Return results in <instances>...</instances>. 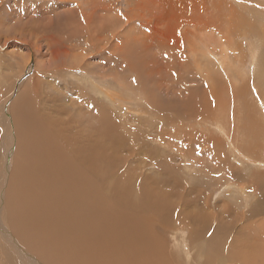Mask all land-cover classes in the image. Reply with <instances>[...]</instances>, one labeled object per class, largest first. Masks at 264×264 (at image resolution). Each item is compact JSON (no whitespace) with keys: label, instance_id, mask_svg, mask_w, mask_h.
<instances>
[{"label":"rangeland","instance_id":"374dc122","mask_svg":"<svg viewBox=\"0 0 264 264\" xmlns=\"http://www.w3.org/2000/svg\"><path fill=\"white\" fill-rule=\"evenodd\" d=\"M98 38L104 43L99 49ZM126 61L134 62L135 68L142 66L141 75L124 73ZM70 62L75 68L62 69ZM21 94L33 97V107H45L49 115V105L39 100L47 99L57 110L52 114L66 125L58 128L74 130L76 138L80 131L88 140L96 137L93 141L101 146L95 151L108 154L103 157L111 159H105L109 164L127 160L115 167L109 191L114 188L112 180L123 173L135 184L139 181L137 190L148 189L137 196L151 192L149 199L151 203L157 199L158 206L166 202L164 195L180 196L167 201L173 202L172 210L164 202L169 212L164 213L163 207V213L174 219L172 226L155 221L153 229L172 245L177 242L168 230L180 236L189 257L185 264H249L246 258L255 254L256 247L257 264H264V241L259 229L253 228L264 223L262 215L245 217L264 194V0H0V189L5 195L21 168L20 147L26 146L27 137L18 135L14 116V103ZM171 99L189 103L188 108L177 113ZM99 117L106 126L100 128ZM73 119L93 124L96 131L86 126L93 135L85 132V124L75 126ZM111 145L125 146L120 157L111 153ZM111 155L120 159L112 161ZM121 164L128 167L123 172ZM232 169L239 170L243 181L230 177ZM155 185L163 188L156 195ZM170 186L180 191L172 188L170 194ZM241 199L247 200L242 208ZM4 205H0V252L7 254L0 264H11L14 247L6 249L11 245L2 242L10 229ZM235 214L244 218H233ZM233 254L246 257L234 261ZM19 260L21 264L20 255Z\"/></svg>","mask_w":264,"mask_h":264},{"label":"bare ground","instance_id":"6f19581e","mask_svg":"<svg viewBox=\"0 0 264 264\" xmlns=\"http://www.w3.org/2000/svg\"><path fill=\"white\" fill-rule=\"evenodd\" d=\"M99 38L97 39L98 49L103 47V44H104L102 43V41H100ZM101 38L105 40V37L101 36ZM69 68L70 69L75 68L72 66L71 62L69 66L63 67L62 69L67 70ZM142 69H143L142 66L139 65L135 68L134 62L132 63V62L126 61L124 73L128 75H134V77H136L137 75L138 76L141 75ZM29 91L30 89L26 88L25 92L28 93ZM196 96L197 95L195 96L192 95L190 96L189 99H192V100L195 99L196 101L198 100ZM53 98L54 97H50L51 100ZM39 100L41 104L49 105L48 106L49 111H50L49 115L46 114L47 109L45 107L39 106L41 109L34 108L33 104L36 102V100H34L33 97H28L25 94H21L16 100V102L14 103V116H15V122L17 126L18 135L20 137H23L24 135H26L27 139H26V146L23 147L21 145L20 150H19L21 168L16 173L13 174L12 183H11L12 185H10V187L8 188L6 195L4 194V191H3L4 189L3 188L0 189V201L2 202L0 203V205L5 204L4 205L5 208L3 207V214L5 213L6 216L4 215L5 216L4 218H7V222L10 228L8 231L4 230V231H7L8 235H5V236H8V238L7 239L3 238L4 240L2 239L1 240L2 242L4 241L3 245L4 243L11 245L9 246V248H6V249H10L12 245L14 247L12 251L14 253L13 254L14 256L12 255L13 257H10L9 263L12 262L11 264H20V260H19V255H20L21 264H33V263L34 264H177L178 262L180 264H185L184 260L186 258L189 259V257L186 256L187 252H185L184 250L185 246L184 248L182 246L183 241L180 238V236H177L175 235L174 232H170V230H168V232L171 233L170 235L175 236V237L173 236L175 238V243L176 242L178 243V244L176 243L175 245L172 242L174 244L172 245V244H169L164 239H161L163 236L159 235V233L155 232L153 229V224L156 223L155 221H157V224L160 221H162L163 223H169L170 226H172V224L170 223L171 220L174 221L171 215L170 216L164 215V213L167 214L169 212V211L167 212L166 209L168 208H166L165 207L166 205H164V202H165L164 199H163L164 200L163 203H160V205L158 206L156 203L157 199L155 198H158L159 195L158 197L155 196L154 198L155 201H153V203H151L149 199V195H148L151 192L145 194L144 196L141 194L140 196H137L139 193L143 194L145 192H148L147 191L148 189L146 188L147 190L145 192H143L144 190H142L143 187L141 188V190L139 189L137 190L138 188L137 186L139 185V183L137 184V182L139 181H136V184H137L136 185L134 182L135 180H133V178L127 177L128 175H123V173H122L121 178L112 180L114 182L112 186L114 187L113 190L111 191H109L110 189L108 190L109 188L108 186L110 183L109 181L110 177L113 174H115L116 171L120 167V165L118 167V163L120 164V160H126L124 158L123 159L118 158L120 157L118 153L122 152V149H124L125 146L124 148H122L121 145H120V148L118 146L115 147L112 145L108 147V148H111V151H112L111 153H115L114 156L116 154L119 155L117 158H115L116 156L114 157L111 155L113 157L112 161L113 159L114 160L120 159L118 162L116 163L114 162V164L113 162L109 164L110 162L108 161H110L111 159L109 160L106 157L108 161L105 160L106 158L104 157L106 154L102 155L99 152L95 151L97 149V148L95 149V146L96 147L101 146L100 144L93 141L96 137H94L93 140H91L90 138L88 140L86 139L85 135L80 131L81 137L76 138L72 135V132L74 130L72 129L62 130L58 128V127L63 128L64 122L63 123L59 122L56 119V116L52 114V113L56 114L57 110L51 107L47 99L41 97ZM179 101L173 100L171 101L170 104L174 103L172 105L173 107L172 109H175L177 113L182 114L183 109L185 110L186 107L188 108L187 105L189 103L186 104L185 102L181 103ZM190 104L192 105V103ZM195 105L192 107H195ZM158 109L163 110L164 108L161 107L160 105V108ZM60 110L62 112L65 111L64 108H61ZM98 119H100V117ZM72 121H75V119H73ZM79 122L84 123L82 119H77L74 123L73 122L72 123L76 126L77 124H79ZM86 126L93 128L92 130L96 131V128L95 126H93V124H90V125L85 124L83 127V130L85 132L87 133L91 132V131L89 132L90 129L88 130ZM104 126H106V124H103L100 119V128ZM111 126L112 125L110 124L109 127ZM12 127H13V123H12ZM66 128H68V125ZM220 132L222 131L220 130ZM93 133L96 134L95 132ZM31 134L34 135V138H30ZM90 134H92V132ZM90 137L92 138V136ZM105 141H107L108 144L107 143L106 144L109 145L110 142H108V140H105ZM192 141L194 140L192 139ZM100 142H103V141H100ZM197 145L199 146V144ZM123 164L128 165L125 162ZM123 164H121L122 165L121 167H123V169L120 168L122 172L125 166ZM115 167L118 169H116ZM174 167L172 168L175 169ZM114 168L116 169L115 171H114ZM136 168H133V169H136ZM125 170H126L125 174H127V170H129L130 172V167L129 169H125ZM238 171L239 170H237V173H236V171L234 172V170L232 169L231 173L229 174L230 177H232L235 180L237 179V177L238 179H240ZM176 172H178V168ZM257 173L258 172H256V174ZM162 174L165 175V173L161 172L160 175L162 176ZM169 176L171 177V175ZM143 177H141L143 180L148 179L146 178L147 176H145L144 178ZM135 178L136 180L138 179L134 175V179ZM152 179L149 180L150 183L152 182ZM161 180L162 179L160 177V181ZM176 180H177V177H176ZM240 180L243 181L242 179ZM166 181L167 180L165 178V182L163 181V184L166 183V186L164 187L165 189L168 188ZM177 181H180V180L178 179ZM221 181L223 180H220V182ZM173 182L175 181L173 180ZM191 182H192V179H191ZM224 182H221L220 184H224ZM253 183L255 184V182ZM163 184H162V187L164 186ZM157 185H160V183ZM256 185L255 187H257ZM14 186L16 187L17 192L14 191V188H13ZM149 186H152V185H149ZM180 186L183 187L182 185ZM191 186L190 188H192ZM146 187L148 186L146 185ZM160 187L161 186H159V188ZM162 187H161V190L163 189ZM229 187L231 186H227V188ZM152 188L153 187H151V189ZM156 188H157L156 190L157 192H154V195H156L157 193L159 194L158 186ZM172 188L176 189V187H172ZM190 188L187 190V192L190 190ZM259 188L261 190L260 186H258V189ZM240 189L241 191L242 190L245 191L244 190L245 188L241 187ZM169 192L171 194L173 190ZM253 192L255 193V191ZM257 192H260V191H257ZM174 196L178 197V195H174ZM152 197H154L153 193H152ZM164 197H166L165 204L166 203L170 204V202H167V201L171 198L172 199L175 198V197L174 198L170 197L169 194L164 195L163 198ZM179 197L177 198L178 200H179ZM184 198H182L181 200H184ZM138 199L141 201V203H138ZM246 199H243V200L241 199L243 201V203L240 206L241 208L243 207L244 201H247ZM159 201L161 200L159 199ZM183 202H186V201L184 200L182 201V203ZM172 203L170 205L168 204V206H171L170 210H172V207H173ZM177 203L180 204L179 201ZM182 203L180 204L181 205L180 207L183 208ZM256 203L257 204L254 206L251 205L253 206V210L250 211L251 213H249L248 216L246 215L245 217L251 218L255 215H262V221H264V218H263L264 217V194H262L261 199ZM195 205H197V203ZM163 207H165V210H166L164 213H163L164 211ZM183 209H185V206ZM183 209L182 211H184ZM177 210L180 211V209H177ZM199 211L201 210L199 209ZM195 212H197V215H198V210ZM195 212H194V216L196 217L197 215H195ZM182 213L186 214L185 211ZM189 213L190 212H188V215L191 214ZM199 215L197 217H199ZM194 216L192 215V217ZM235 216L237 218L239 216L244 218V215L242 214L240 215L235 214L233 218H235ZM186 217H185V220H187ZM198 221L199 220L197 219V222ZM176 223H178V221ZM190 226L192 227V225ZM253 228L254 230L256 228L259 229L258 236L263 242L264 241V223L261 222L259 226L254 225ZM192 230L191 232L195 234L194 230L193 231ZM162 234L164 235V233ZM167 235L169 234L165 233L166 238H168ZM5 236L3 235V237ZM193 239H194V236H193ZM218 239H220L221 241L225 240V238L223 237H219ZM244 239L246 240L248 238L244 237ZM228 240L231 241V239H228ZM36 243L38 244V246H36ZM245 244H248V242H245ZM254 244L255 243H253L252 245L253 247H254ZM256 245L258 244L256 243ZM256 249H254L255 254L258 253L256 252ZM254 250H252V253L254 252ZM22 251L25 254L21 253ZM0 254H1L0 259H2L6 256L7 253H4L3 251H1ZM255 254H252L251 255L252 257L246 258V262L249 264L259 263L258 262L259 260L257 261V257H256L257 255ZM215 255L211 254V256H213L214 259L216 258ZM240 255L242 254L231 255L233 256L232 260L235 261L237 259H240L241 258ZM242 256L246 257L245 255H242ZM176 261L178 262L175 263Z\"/></svg>","mask_w":264,"mask_h":264}]
</instances>
